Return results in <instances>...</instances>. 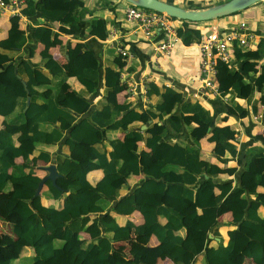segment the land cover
<instances>
[{"label": "trees", "instance_id": "trees-1", "mask_svg": "<svg viewBox=\"0 0 264 264\" xmlns=\"http://www.w3.org/2000/svg\"><path fill=\"white\" fill-rule=\"evenodd\" d=\"M26 4L22 13L27 16L40 13L73 31L83 28L76 7L49 10L43 4L37 6L35 0H26ZM19 17L11 18L7 36L0 40V117L18 128L16 134L0 128V219L7 222L11 233L7 238L0 236V264H13L28 248L34 252L29 264H158L166 258L175 264H191L200 254L205 264H244L248 258L255 264H264V214L260 213L264 207V146L248 149L244 173L235 186L218 180L224 175L232 176L237 168L221 167L204 159L200 141L207 137L214 143V156L226 163L227 154L232 158L238 155L236 130L229 124H214L209 109L200 102L186 100L181 103L182 120L172 119L171 124L180 132L182 122L195 123V144L180 140L166 147V127L149 121H161L168 111H173L182 100V92L167 87L155 108L131 109L129 103H120L118 98L128 87L121 82V65L105 69L106 104L93 110L90 117L80 118L90 105L89 98L78 93L68 96L63 86L73 77L89 95L93 94L100 83L97 61L90 52L81 55L80 44L70 45L68 72L51 52L52 47L63 44L61 34L39 22L31 33L44 45L39 60H33L35 50L27 58L11 57L5 51H20L29 40ZM172 20L182 23L178 32L186 44L200 41L201 30L193 27L199 22L175 17ZM90 34L107 39L102 19L92 20ZM235 49L239 61L244 53L237 44ZM218 67L222 81L236 71L233 63L229 66L220 61ZM254 70L256 62L247 61L244 71ZM262 80L264 83V75ZM263 83H259L260 88ZM243 85L237 80L231 89L241 94ZM148 93H159V88L149 84ZM229 107L232 114L247 115L244 106ZM259 108L258 103L255 111ZM113 125L124 132L123 139L110 137L109 133L114 132L111 129L104 132ZM143 125H147L145 130H141ZM260 138L264 139V135ZM64 139L69 155L59 162L53 160L60 173L57 184L48 180L41 194L36 195L44 176L32 164V156L39 144L50 146ZM142 141L155 160L153 166L140 163ZM100 144L104 149L98 147ZM38 158L45 163L52 161L48 152H40ZM96 169H102L104 175L93 182L89 173ZM141 174L146 178L138 190L146 194L145 198L139 201L135 192L119 198L122 184L117 182H132ZM46 198L59 200L60 205L48 206ZM112 202L117 214L131 216L139 212L142 221L129 220L121 225L109 218L106 211ZM227 212L232 213L235 225L229 231V242L211 246L209 234ZM5 214H10L7 219ZM132 230L136 236L151 232L159 244L152 247L136 243L131 259L114 261V243L130 240Z\"/></svg>", "mask_w": 264, "mask_h": 264}, {"label": "crops", "instance_id": "crops-1", "mask_svg": "<svg viewBox=\"0 0 264 264\" xmlns=\"http://www.w3.org/2000/svg\"><path fill=\"white\" fill-rule=\"evenodd\" d=\"M37 6L43 4L47 9H66L69 10L73 7L77 8L78 18L83 28L80 32H76L70 29L69 26L63 25L58 21H50L47 18L41 16L38 13L35 16H27L22 13V9L25 4L22 5L20 13V25L24 29L29 40L27 44L20 50L15 51L14 56H10L21 59L31 56L32 50H35L34 61L39 60V53L44 49L42 43L37 42L31 37L32 28L40 25H48L55 32L61 34L63 44L52 47L51 52L59 63L68 70V51L70 45H81V55L90 52L94 59L97 61V65L100 70V83L96 91L89 95L83 86L76 81L73 77H70L64 84L63 88L68 96H73L76 93L84 95L89 98L90 105L86 113L82 114L80 118L90 117L93 110L101 108L106 104V87L103 80V75L107 67L117 68L119 65L122 67L121 82L125 83L128 87L126 91L119 93L118 98L120 103H129L131 109L138 111H147L150 108L160 103L163 99V93L165 88H175L182 92V100L180 104L171 112L168 111L164 115V118L159 119L151 118L149 123L158 122L166 127L164 135V145L170 147L175 141H185L191 145L195 144L193 129L196 124L192 123L187 125L182 122V131H176L172 126L173 120H182L183 112L181 109V103L188 100L191 102H200L203 106L209 109L214 116V124L226 125L229 124L236 130L235 143L238 147V155L234 158L228 154L224 157V162H220L213 154L212 150L214 143L207 140V137L201 139L202 157L213 163L219 164L221 167H236V171L232 176H222V182H232L235 186L241 181L242 174L245 170L246 153L253 145L264 146V139L260 138V135H264V124L255 119L259 112L255 111V106L259 103L262 95L260 88V82L263 83L262 71L264 70V1H260L249 8L241 11L235 15H228L223 18H217L210 21H202L193 26L201 30V39L203 35H207L211 32L218 31L220 34L231 32L242 22L247 24L245 31L253 34V38L250 40L247 46H242L239 42H235L232 50L231 62H226L229 66L232 65L236 68L235 72L228 78H219V67L217 66V82L221 88L220 94H215L209 89H201L198 78L200 76L201 57L199 42L186 44L183 36L177 41L175 48L171 56L168 59L159 60L156 62L154 57V46L162 42L167 36L160 27H155L153 35L148 37L144 34L141 28L133 22H129L126 19V12L130 3L125 0H35ZM170 3H174L183 7H205L221 3L227 0H165ZM27 5V4H26ZM13 15L9 13H0V40L7 36L8 30L11 26V18ZM3 18H8L9 22L2 23ZM100 18L104 21L105 27L108 32L107 39H101L98 36L91 35V23L93 19ZM178 28L182 25L181 22L173 21ZM113 29L116 30V37L111 35ZM236 44L243 50L244 57L237 61V54L235 52ZM121 47L128 53L123 56L118 51ZM1 52V51H0ZM256 62V69L249 73L244 71V65L247 61ZM219 64V63H218ZM231 64V65H230ZM242 81L244 83L241 89V94H237L231 89L232 84L235 81ZM149 84H154L159 88V93H152L149 95ZM264 84V83H263ZM244 106L247 110V115L242 117L241 115L232 114L229 106L236 105ZM228 117L227 121H223V118ZM146 126V127H144ZM0 128L7 129L13 134L18 132L16 126L10 125L7 121L0 117ZM71 128V127H70ZM69 128V129H70ZM147 125H143L141 130H145ZM108 129L113 130L109 136L114 138L123 139L125 134L116 125L105 128L104 132ZM69 135V130L66 132V137ZM108 144V150L111 151V147ZM101 150L104 149V145L98 146ZM140 163L142 166H153L155 160L148 154L147 148H145L144 141L140 142ZM48 152L52 161L45 163L38 158L40 152ZM69 155V148L65 143V139L53 145L39 144L36 152L32 156V164L40 170V175L46 176L47 172L44 169L45 166L54 163L53 160L59 162ZM61 156V158H60ZM21 161V159H19ZM57 165V164H56ZM104 173L102 169H96L89 173V178L93 182H97L103 177ZM145 175L133 177L132 182L124 183L118 181L117 185H121L119 188V198L135 192L138 195L139 201H142L146 194L138 190L139 184L145 179ZM251 197H257V194L250 193ZM48 206L58 207L60 205L59 200H53L46 198L44 200ZM114 202L111 203L109 209L106 211L109 218L115 219L121 225H125L129 220L135 223L142 221L141 214L139 212L134 213L131 216H123L114 212ZM260 213L264 214V207L260 208ZM10 214L5 215V219ZM233 216L231 212H227L219 218L217 226L213 232L209 234L210 245L218 247L221 242L227 245L229 242V231L235 228L232 221ZM0 236L4 234V238L10 234L7 229V222L0 219ZM243 230L252 234L253 231L244 228ZM215 231V232H214ZM7 233V235H6ZM181 233L184 234L182 231ZM136 241V242H135ZM136 243L142 245H148L155 247L159 244L158 239L151 235V232H147L143 236H136L134 230H132L131 239L128 241H119L114 243V249L111 253V257L114 261L121 259H131L133 256L132 249ZM188 244V243H187ZM30 249V248H28ZM25 250L24 254L27 253ZM23 254V255H24ZM22 255V256H23ZM27 257H30L27 254ZM158 264H175L170 258L160 261ZM191 264H205V257L203 254L198 255L195 261ZM244 264H255L253 259H246Z\"/></svg>", "mask_w": 264, "mask_h": 264}, {"label": "built area", "instance_id": "built-area-1", "mask_svg": "<svg viewBox=\"0 0 264 264\" xmlns=\"http://www.w3.org/2000/svg\"><path fill=\"white\" fill-rule=\"evenodd\" d=\"M25 3L26 0H0V13H9L13 16L20 15L22 5ZM126 19L136 23L148 37L153 35L155 27L162 28L167 37L154 46V57L156 62H159V60L168 59L171 56L177 41L181 38L171 17L155 10L130 4L126 12ZM246 29L247 24L242 22L231 32L220 34L218 31H214L202 36L199 44L201 67L198 78L201 89H209L215 94L221 93L216 76L218 63L220 61L231 62L235 42H239L242 46L249 44L253 34L245 31ZM110 32L113 37H116L115 29ZM118 51L123 56L128 53L121 47L118 48ZM259 107L261 111L255 115V119L264 124V88L259 100Z\"/></svg>", "mask_w": 264, "mask_h": 264}, {"label": "water", "instance_id": "water-1", "mask_svg": "<svg viewBox=\"0 0 264 264\" xmlns=\"http://www.w3.org/2000/svg\"><path fill=\"white\" fill-rule=\"evenodd\" d=\"M131 5L144 7L150 10H155L160 13H164L169 17L177 18L179 20L190 21H210L224 16L231 15L236 12L243 11L250 6L264 0H227L221 3H217L205 7H183L174 3H170L165 0H125ZM27 86V84H25ZM31 99H28V104ZM146 127V126H144ZM47 174L43 177L36 190V195H40L45 183L51 180L54 184H57V179L60 173L57 169V165L51 163L44 167ZM207 177V175H206Z\"/></svg>", "mask_w": 264, "mask_h": 264}, {"label": "rangeland", "instance_id": "rangeland-1", "mask_svg": "<svg viewBox=\"0 0 264 264\" xmlns=\"http://www.w3.org/2000/svg\"><path fill=\"white\" fill-rule=\"evenodd\" d=\"M8 23L9 22V19L8 18H3L2 20H1V24L2 23ZM5 52H7V53H9L11 56H14L15 54H16V52L15 51H5ZM60 158H61V156H60ZM0 215H1V212H0ZM5 215H8V214H5ZM8 230H9V228H7ZM0 231H1V229H0ZM10 232V231H9ZM11 234V233H10ZM10 234H8L9 236H10ZM6 235H7V233H6ZM4 237V234L2 235V238ZM7 238V237H6ZM136 242V241H135ZM27 254L29 255V256H33L34 255V252H33V249H28L27 250V253H25L21 258H19V259H17V260H14V262H13V264H29L30 263V261H31V258L30 257H27Z\"/></svg>", "mask_w": 264, "mask_h": 264}]
</instances>
